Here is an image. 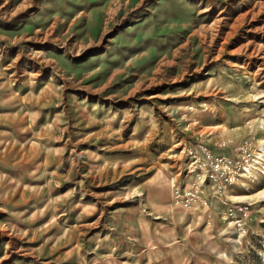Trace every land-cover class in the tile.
I'll use <instances>...</instances> for the list:
<instances>
[{
    "label": "rangeland",
    "instance_id": "rangeland-1",
    "mask_svg": "<svg viewBox=\"0 0 264 264\" xmlns=\"http://www.w3.org/2000/svg\"><path fill=\"white\" fill-rule=\"evenodd\" d=\"M0 264H264V0H0Z\"/></svg>",
    "mask_w": 264,
    "mask_h": 264
}]
</instances>
